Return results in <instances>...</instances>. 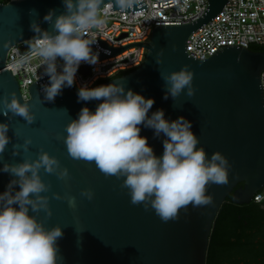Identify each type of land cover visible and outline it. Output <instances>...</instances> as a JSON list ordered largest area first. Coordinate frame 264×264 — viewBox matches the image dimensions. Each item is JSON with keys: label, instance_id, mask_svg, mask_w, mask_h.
Wrapping results in <instances>:
<instances>
[{"label": "water", "instance_id": "water-1", "mask_svg": "<svg viewBox=\"0 0 264 264\" xmlns=\"http://www.w3.org/2000/svg\"><path fill=\"white\" fill-rule=\"evenodd\" d=\"M106 2H111L114 9H121L116 0ZM226 2L208 0L206 10L196 20L154 27L148 42L113 48L96 39L92 46L93 51H100V59L127 46L144 45L146 53L138 67L92 87L115 82L145 98H154L150 113L162 108L167 119L184 116L191 121V130L199 139L197 146H203L209 156L220 151L231 164L228 184L207 187V193L213 197L212 204L197 208L189 204L187 211L178 212V219L167 222L153 209L133 205L128 190L120 186L123 178L106 177L94 162L74 160L68 154L64 144L65 125L77 117L83 106L94 111L99 101L78 102L77 91L72 87L63 88L53 101L43 100V93L40 99L38 91L48 83L47 75L29 85L30 97L23 100L16 78L5 67L10 46L36 35L30 28L33 21L42 30L53 33L52 25L43 17L50 9L56 15L62 13V0L0 2V97L14 92L20 102L28 104L34 116L33 123L28 124L18 115L9 114V118L0 114V122L9 124L10 137V143L0 153V166L4 162L35 159L37 152L43 150L57 157L61 167L68 168L70 175L63 180L43 169L39 173L51 185L48 193H42L49 196L51 216L45 218L41 211L38 218L46 227H61L63 236L57 243L63 264H205L212 224L225 197L232 192L234 201L248 202L264 184V97L260 84L264 51L220 44L212 55L193 58L185 49L189 34L214 17ZM132 4L136 8V0ZM184 65L193 71L194 95L189 97L182 91L175 100L171 96L164 99L160 73L177 71ZM140 135L147 137L157 156L162 154L163 134L155 138L152 129L141 126ZM26 138L31 139L28 151L21 148L14 156L12 144L22 145ZM12 178L0 172V192ZM238 183L242 186L235 188ZM16 189L19 190L18 185ZM81 189H91L93 199L81 197ZM53 192L75 197V206H69L66 198H54Z\"/></svg>", "mask_w": 264, "mask_h": 264}, {"label": "clouds", "instance_id": "clouds-1", "mask_svg": "<svg viewBox=\"0 0 264 264\" xmlns=\"http://www.w3.org/2000/svg\"><path fill=\"white\" fill-rule=\"evenodd\" d=\"M105 0H62L64 11L56 15L50 9L43 20L50 23L53 33L42 30L33 21L30 28L36 34L31 45L33 53L40 57L43 74L48 83L41 85L38 96L53 101L65 87L76 83V73L81 63L97 65L100 51H93L96 39L85 38L94 28L104 24L100 10ZM121 9L130 8L132 0H116ZM111 5L103 9L107 16ZM174 47V46H173ZM29 57L21 56L16 67L23 66ZM62 61L58 64L57 61ZM157 64L160 63L159 54ZM95 70V69H94ZM164 81L163 98H175L184 91L194 95L193 71L182 66L177 71L160 73ZM40 77V78H41ZM10 96V98H9ZM77 100L99 101L95 110L83 106L75 119L65 125L64 144L74 160L94 162L105 174L121 180V187L128 190L130 202L153 209L162 221L178 219V212L210 205L213 197L207 193L211 184L226 185L231 164L220 151L209 156L191 128V121L184 116L167 119L162 108L152 111L154 98L126 88L120 83L101 84L90 87L83 83L77 88ZM43 102V101H42ZM0 114L22 117L32 124L34 116L27 103L20 102L15 93L0 97ZM150 113V114H149ZM141 126L153 130L155 138L161 137L163 152L157 156L141 136ZM8 122H0V153L10 143ZM15 134V133H14ZM31 139L22 145L12 144V154L19 149L28 151ZM54 174L58 179L69 177L67 167L48 152L39 150L35 159L25 158L21 162H4L0 172L13 178L0 192V264H63L59 253L58 239L63 236L59 225L46 227L39 213L51 216L48 193L51 185L45 183L40 170ZM19 186V190L16 186ZM91 189H81L80 196L93 199ZM56 199H67L75 206V197H62L52 193Z\"/></svg>", "mask_w": 264, "mask_h": 264}, {"label": "built area", "instance_id": "built-area-1", "mask_svg": "<svg viewBox=\"0 0 264 264\" xmlns=\"http://www.w3.org/2000/svg\"><path fill=\"white\" fill-rule=\"evenodd\" d=\"M136 3V8L132 4L128 9H114L111 2L104 3L100 10L104 24L92 29L85 38L101 39L113 48L133 42H148L154 27L189 23L202 16L208 6V0H136ZM109 5L110 11L104 16L103 9ZM33 43L21 41L10 46L5 59V67L16 78L23 100L30 97L29 85L43 74L41 59L31 47ZM220 44H236L245 48L264 45V0H228L214 17L189 34L185 49L193 58H206ZM145 53L146 47L136 44L100 58L97 65L82 62L72 89L77 91L83 83L92 87L126 73L142 63ZM21 56L29 57V60L17 68L15 62ZM260 84L264 97V71ZM252 201L264 204V184L253 194Z\"/></svg>", "mask_w": 264, "mask_h": 264}, {"label": "flooded vegetation", "instance_id": "flooded-vegetation-1", "mask_svg": "<svg viewBox=\"0 0 264 264\" xmlns=\"http://www.w3.org/2000/svg\"><path fill=\"white\" fill-rule=\"evenodd\" d=\"M224 203L213 223L205 264H264V204L238 203L232 192Z\"/></svg>", "mask_w": 264, "mask_h": 264}, {"label": "trees", "instance_id": "trees-1", "mask_svg": "<svg viewBox=\"0 0 264 264\" xmlns=\"http://www.w3.org/2000/svg\"><path fill=\"white\" fill-rule=\"evenodd\" d=\"M6 1H7V0H3V1H1V2H6ZM250 48H251L252 50H256V51H264V45H251ZM238 184H240V183H238ZM253 202H254V201H253ZM224 204H225V203H224V201H223L222 204H221V206H220V208H219V210L217 211L216 216H217L222 210H224V208H225V205H224ZM254 204H255V206H257V207L261 206V204L256 203V202H254ZM261 211H263V210H261ZM263 212H264V211H263ZM216 216H215L214 220L216 219ZM213 223H214V221H213ZM212 228H213V224H212ZM212 228H211V232H210V235H209L208 244L210 243V239H211V235H212ZM207 248H208V246H207Z\"/></svg>", "mask_w": 264, "mask_h": 264}, {"label": "rangeland", "instance_id": "rangeland-1", "mask_svg": "<svg viewBox=\"0 0 264 264\" xmlns=\"http://www.w3.org/2000/svg\"><path fill=\"white\" fill-rule=\"evenodd\" d=\"M0 1H3V0H0Z\"/></svg>", "mask_w": 264, "mask_h": 264}]
</instances>
